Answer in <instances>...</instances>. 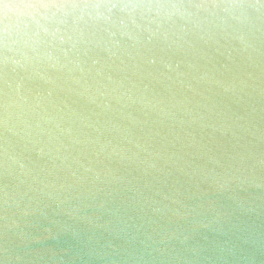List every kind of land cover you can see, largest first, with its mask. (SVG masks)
<instances>
[{
  "label": "clouds",
  "instance_id": "9594fccd",
  "mask_svg": "<svg viewBox=\"0 0 264 264\" xmlns=\"http://www.w3.org/2000/svg\"><path fill=\"white\" fill-rule=\"evenodd\" d=\"M257 200L264 0H0V264L41 222L113 221L197 264L193 234Z\"/></svg>",
  "mask_w": 264,
  "mask_h": 264
},
{
  "label": "water",
  "instance_id": "95a60500",
  "mask_svg": "<svg viewBox=\"0 0 264 264\" xmlns=\"http://www.w3.org/2000/svg\"><path fill=\"white\" fill-rule=\"evenodd\" d=\"M257 193H241L255 198ZM248 214L237 213L228 225L212 230L200 229L189 246H198L197 264H264V203ZM41 222L30 229L31 241L21 251L29 253L30 264H175L152 253L143 236L130 223L111 222L99 230L73 229L45 232ZM10 247L18 244L9 234Z\"/></svg>",
  "mask_w": 264,
  "mask_h": 264
}]
</instances>
